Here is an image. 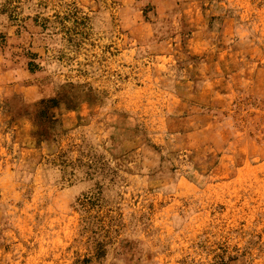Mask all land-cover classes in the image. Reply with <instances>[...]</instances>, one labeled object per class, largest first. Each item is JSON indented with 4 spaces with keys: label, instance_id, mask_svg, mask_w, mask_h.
I'll list each match as a JSON object with an SVG mask.
<instances>
[{
    "label": "rangeland",
    "instance_id": "rangeland-1",
    "mask_svg": "<svg viewBox=\"0 0 264 264\" xmlns=\"http://www.w3.org/2000/svg\"><path fill=\"white\" fill-rule=\"evenodd\" d=\"M0 264H264V0H0Z\"/></svg>",
    "mask_w": 264,
    "mask_h": 264
},
{
    "label": "trees",
    "instance_id": "trees-1",
    "mask_svg": "<svg viewBox=\"0 0 264 264\" xmlns=\"http://www.w3.org/2000/svg\"><path fill=\"white\" fill-rule=\"evenodd\" d=\"M49 102L52 104V108H54L59 104V99H57V98L51 99V100H49ZM40 115H42V113H40Z\"/></svg>",
    "mask_w": 264,
    "mask_h": 264
}]
</instances>
